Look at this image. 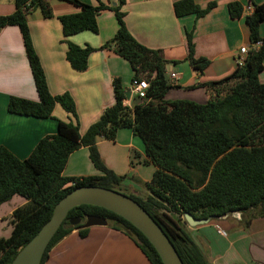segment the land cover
<instances>
[{
  "label": "trees",
  "instance_id": "16d2710c",
  "mask_svg": "<svg viewBox=\"0 0 264 264\" xmlns=\"http://www.w3.org/2000/svg\"><path fill=\"white\" fill-rule=\"evenodd\" d=\"M78 11L58 16L63 35L89 30L97 31L96 15L111 9L118 27L113 37L100 46L111 49L127 60L133 77L149 83L142 103L127 106L124 88L115 78L112 82L114 103L106 107L97 121L83 134L75 121V103L69 93L49 92L39 57L32 45L27 24L28 11L39 8L43 17L52 16L48 2L14 0V11L0 15V29L17 26L37 93V100L11 96L10 113L47 118L55 105L74 117L58 121L56 133L43 136L26 158H18L0 145V205L20 196L25 203L15 207L4 219L10 225L9 235L0 236V264H10L18 251L37 233L52 213L54 205L78 186H101L119 191L136 200L158 223L169 238L183 264H210L199 246L185 229L184 212L195 218L221 217L232 212L247 215L251 210L264 213V84L258 79L263 69L264 38L259 27L264 21V3L254 4L243 20L249 30L250 48L245 61L225 77L200 83L209 91L204 102L189 100L165 101L163 95L173 87L166 76V60L158 49L139 43L124 23L125 0L111 5L99 2L90 5L79 0H64ZM213 4L200 8L192 0L173 4L176 16L186 13L203 15ZM230 17L240 18L243 6L237 1L227 4ZM187 59L198 70L209 60L194 57L191 34L186 33ZM95 49L67 41L65 57L76 70L86 68L87 57ZM132 77V78H133ZM195 86H190L194 88ZM128 127L145 150L146 163L155 166L148 195L128 193L121 187L120 177L107 169L97 150L98 138L113 140L119 128ZM88 148L89 159L99 175L81 178L63 174L70 153L79 147ZM86 215L102 216L113 229L132 239L150 264H162L150 242L130 222L104 208L82 204L71 208L46 247L40 264L50 249L64 236L76 230L85 237L89 228L70 225L69 219ZM249 219L245 220V223Z\"/></svg>",
  "mask_w": 264,
  "mask_h": 264
},
{
  "label": "crops",
  "instance_id": "0c3cea01",
  "mask_svg": "<svg viewBox=\"0 0 264 264\" xmlns=\"http://www.w3.org/2000/svg\"><path fill=\"white\" fill-rule=\"evenodd\" d=\"M79 1L90 5L118 4V0ZM178 1L181 0H125L121 7L123 20L139 43L158 49L166 60V76L173 87L166 91L163 99L204 102L210 93L199 84L221 79L232 72L240 47L250 45L243 16L252 12L254 4H262L264 0H192L200 8L213 4L200 16L194 13L176 16L173 4ZM231 1L242 4L240 18L230 17L227 4ZM48 4L52 16L43 17L40 10L27 15L31 42L49 92L53 95L69 93L75 103V121L83 134L103 110L114 103L113 80L119 78L124 91L129 90L133 72L127 60L111 49H100L118 27L111 9L97 13L96 32L83 30L65 37L58 16L77 12L78 7L64 0H48ZM14 8V0H0V15L11 14ZM188 32L193 56L209 60L201 71L186 57ZM259 33L264 38V21ZM67 41L95 49L88 55L85 69H73L67 61ZM171 71L177 73L174 80L170 78ZM258 79L264 84V60ZM11 96L37 100L21 34L17 26L7 25L0 29V145L16 157L26 158L39 139L56 133L58 121L74 120L59 105H55L52 116L47 118L10 113L7 103ZM96 146L104 166L121 178L123 190L135 195L150 193L146 183L155 166L145 162L144 145L130 128H119L113 140L98 138ZM63 174L81 178L100 173L89 159L88 148L81 146L69 154ZM20 198L12 197L11 200L17 199L14 207L25 203V199ZM185 229L210 264H264V213L232 212L194 227L185 223ZM43 264L150 263L132 239L107 222L105 226L89 227L85 237L73 230L50 249Z\"/></svg>",
  "mask_w": 264,
  "mask_h": 264
},
{
  "label": "water",
  "instance_id": "95a60500",
  "mask_svg": "<svg viewBox=\"0 0 264 264\" xmlns=\"http://www.w3.org/2000/svg\"><path fill=\"white\" fill-rule=\"evenodd\" d=\"M124 95L129 100L131 97L130 90H125ZM142 102L143 99L141 98H133L134 104ZM82 204L104 208L130 222L150 242L162 264H183L162 228L136 200L119 191L93 185L78 186L65 194L54 205L49 219L18 251L10 264H40L47 245L66 218L69 210ZM214 217L195 218L188 212L183 214L185 223L190 227L207 223ZM107 222L108 220L104 217L97 215H86L83 220L79 217L69 219V224L78 225L77 228L105 226Z\"/></svg>",
  "mask_w": 264,
  "mask_h": 264
},
{
  "label": "built area",
  "instance_id": "2783aa9c",
  "mask_svg": "<svg viewBox=\"0 0 264 264\" xmlns=\"http://www.w3.org/2000/svg\"><path fill=\"white\" fill-rule=\"evenodd\" d=\"M42 1L48 2V0H42ZM259 45H260V41L255 42L252 45L250 44L249 46L240 47V49H239L240 55L236 57L235 65L236 66L242 65L244 63V61H245L246 55L248 54V51L250 50V48L257 49L259 47ZM169 75H170V78L172 80H174L177 77V73L174 72V71H171ZM148 86H149V83L144 78H142V79H139L137 77L131 78L130 86H129V90H130V93H131V97L130 98L131 99L132 98L144 99L146 97V92H147ZM131 101L132 100L129 99V103H128V101L127 102L124 101L123 104H125L127 106H131L132 105Z\"/></svg>",
  "mask_w": 264,
  "mask_h": 264
},
{
  "label": "rangeland",
  "instance_id": "374dc122",
  "mask_svg": "<svg viewBox=\"0 0 264 264\" xmlns=\"http://www.w3.org/2000/svg\"><path fill=\"white\" fill-rule=\"evenodd\" d=\"M34 10H39V8H34L29 10L28 14H30L31 11ZM170 81V80H169ZM170 95H167V97H169ZM131 99V98H130ZM198 102V101H196ZM199 103V102H198ZM128 128V127H125ZM140 140V139H139ZM141 141V140H140ZM17 199H21L20 197L15 196ZM17 199H13L11 201L6 202L5 204H3L2 206H0V236H7L9 235V231H10V225L6 222V220L4 219L5 217H7L12 209H13V203L15 202V200ZM13 206V207H12ZM15 208V207H14Z\"/></svg>",
  "mask_w": 264,
  "mask_h": 264
},
{
  "label": "clouds",
  "instance_id": "9594fccd",
  "mask_svg": "<svg viewBox=\"0 0 264 264\" xmlns=\"http://www.w3.org/2000/svg\"><path fill=\"white\" fill-rule=\"evenodd\" d=\"M126 100H128V99H126ZM130 100H132V101H131V104H132V102H133V98H132V99H130Z\"/></svg>",
  "mask_w": 264,
  "mask_h": 264
}]
</instances>
